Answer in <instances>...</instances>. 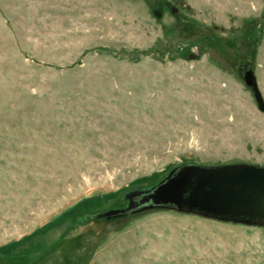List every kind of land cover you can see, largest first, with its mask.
<instances>
[{
    "label": "rangeland",
    "instance_id": "374dc122",
    "mask_svg": "<svg viewBox=\"0 0 264 264\" xmlns=\"http://www.w3.org/2000/svg\"><path fill=\"white\" fill-rule=\"evenodd\" d=\"M236 164L264 167V0H0V264H264V222L142 201Z\"/></svg>",
    "mask_w": 264,
    "mask_h": 264
},
{
    "label": "water",
    "instance_id": "95a60500",
    "mask_svg": "<svg viewBox=\"0 0 264 264\" xmlns=\"http://www.w3.org/2000/svg\"><path fill=\"white\" fill-rule=\"evenodd\" d=\"M150 200L153 204H174L234 222H264V167L185 166L142 201Z\"/></svg>",
    "mask_w": 264,
    "mask_h": 264
},
{
    "label": "trees",
    "instance_id": "16d2710c",
    "mask_svg": "<svg viewBox=\"0 0 264 264\" xmlns=\"http://www.w3.org/2000/svg\"><path fill=\"white\" fill-rule=\"evenodd\" d=\"M77 222H78V221H77ZM77 222H76V223H77ZM53 249H55V248H53ZM53 249H49V250H48V253H50V252L52 253ZM44 252H45V251H44ZM46 252H47V251H46ZM32 264H34V262H32ZM67 264H68V263H67Z\"/></svg>",
    "mask_w": 264,
    "mask_h": 264
},
{
    "label": "flooded vegetation",
    "instance_id": "af4514ba",
    "mask_svg": "<svg viewBox=\"0 0 264 264\" xmlns=\"http://www.w3.org/2000/svg\"><path fill=\"white\" fill-rule=\"evenodd\" d=\"M149 203H151V201H149Z\"/></svg>",
    "mask_w": 264,
    "mask_h": 264
}]
</instances>
